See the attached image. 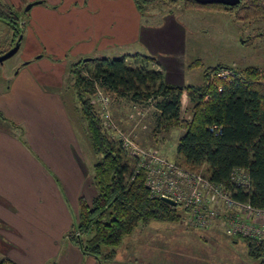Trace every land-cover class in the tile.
<instances>
[{
	"label": "crops",
	"instance_id": "1",
	"mask_svg": "<svg viewBox=\"0 0 264 264\" xmlns=\"http://www.w3.org/2000/svg\"><path fill=\"white\" fill-rule=\"evenodd\" d=\"M4 1L17 8L19 3L34 0ZM43 2L57 6V10L45 6L31 9L30 22L23 27L21 52H55L58 57L71 52L74 63L85 56L126 55L128 61L135 53L145 54L154 57L151 63L164 71L166 83H204L206 65L191 67L192 61H181L180 70L174 71L172 62L174 56L185 55V32L196 27V15L220 16L218 12L188 7L168 11L183 12L179 15L182 20L171 19L185 42L182 52H174L173 47L160 45L156 38L160 33L167 36L168 29L157 25L169 21L173 13L165 12L162 18L155 11L142 13L134 0H41L38 4ZM175 38L177 41L176 34ZM125 46L134 47V51H127ZM43 68L23 64L13 70L8 84L0 89V114L5 116L0 124V246L4 254L0 255L19 264H158L156 258L132 259L124 254L128 242V248L137 245L130 240L131 233L105 262L103 257L112 248L104 247L98 259L70 240L80 197L90 202L96 194L94 165L87 162L80 147L75 120L63 95L69 72L65 74V62L54 64L52 69ZM179 72L182 79L174 74ZM71 95L75 107V92ZM183 99L192 107L185 92L182 103ZM238 239L232 238L231 244L240 243ZM164 260L168 261L165 264L172 263Z\"/></svg>",
	"mask_w": 264,
	"mask_h": 264
},
{
	"label": "trees",
	"instance_id": "2",
	"mask_svg": "<svg viewBox=\"0 0 264 264\" xmlns=\"http://www.w3.org/2000/svg\"><path fill=\"white\" fill-rule=\"evenodd\" d=\"M134 1L144 13L157 2L173 4L180 0ZM183 1L191 8L224 9L239 21L264 20V0H243L235 6ZM21 17L13 6L0 0V19L10 23L15 36L23 30ZM126 57L92 58L96 66L91 75L82 74L88 61L79 60L70 68L74 79L71 85L92 147L102 155L93 170L97 192L90 202L84 196L80 197L76 221L70 232L71 240L83 252L100 259L104 247L118 246L123 237L140 224L178 220L180 217L177 204L169 205L151 195L145 174L136 172L137 160L129 155L121 142L116 143L106 133L92 98L100 87L122 96L130 95L139 102L152 100L159 126L181 129L176 152L185 164L193 169L205 166L207 176L212 181L224 183L235 199L264 208V84L260 82L264 77L263 70L250 66L242 71L241 77L231 80L178 85L166 83L163 70L130 67ZM132 57L149 63L155 61L153 56L145 54L135 53ZM201 65L198 59L190 64L191 67ZM222 66H210L204 76ZM184 92L192 101L191 119L182 118ZM0 116L5 118L2 113ZM235 168L244 170L249 183L247 187L233 181ZM247 241L251 254L262 258L264 242ZM112 251L114 255V249ZM261 262L264 264V258ZM0 264L19 263L4 257L0 258Z\"/></svg>",
	"mask_w": 264,
	"mask_h": 264
},
{
	"label": "rangeland",
	"instance_id": "3",
	"mask_svg": "<svg viewBox=\"0 0 264 264\" xmlns=\"http://www.w3.org/2000/svg\"><path fill=\"white\" fill-rule=\"evenodd\" d=\"M35 1L38 0L30 2ZM30 2H26L24 5L19 3L17 8L13 6L15 10L22 14L27 26L31 19V9L33 7L45 6L52 9L57 8V6L50 5L48 2H43L34 4L26 11L25 7ZM178 7H187V5L183 0L173 4L157 2L148 12L155 11L159 14L158 16L162 18L163 13H167ZM194 9H204L207 13L209 11H215L218 12L220 16L196 15L195 19H193L196 27H191L189 31L185 32L188 34V40H184L187 42V51L184 52L185 55L181 54V57L180 55L173 57L175 60L172 62L174 64V71L180 70L181 61L189 63L198 59L203 66H207L204 68V73L210 66L219 65L230 67L232 71L238 72L239 76L242 75L241 73L245 68L250 66L258 67L264 72V20L252 19L246 22L239 21L235 19L233 14L224 9L221 10V8L218 7L211 8L205 6ZM181 12L182 10L180 9L176 12H171L174 15L172 17L170 16L171 18L169 21L166 23L160 22V24L157 25V27H160L159 29H162V27H164L165 30L168 29L166 37L164 33L156 35L157 40L160 41L159 44H168L175 49L174 52H180V50L182 52L185 45V42L182 41L181 32L178 33L177 25L171 20L172 18L175 20H182V16H179ZM171 13L169 14L171 15ZM11 33L7 30L5 23L0 21V54L11 44ZM178 38L180 40H178ZM125 48L127 51H134V47L125 46L124 49ZM45 50L46 49H43V51ZM29 57H31V59H28ZM87 57L89 56H85L84 58ZM73 60L74 58L71 52H68V54L66 52V55L58 57L55 55V52H30L29 55L27 52L23 53L19 49L14 55L5 59L4 62H0V89L8 84L10 77L14 74L13 70H17V68L23 64H39L41 67H44L43 69H52L54 64L65 62L67 66L65 74L69 72L66 76V83L68 85L65 87L63 95L66 97V102L68 103L73 121L75 120L74 123L77 129L80 147L83 150L87 162H92V165H94L101 159L102 155L96 153L92 148L86 123L81 116L79 103L74 107L72 102L71 94L74 92V89L71 84L74 79L70 73V68L76 63H74ZM128 65L133 68H151L154 66L152 63L143 59L141 60L139 57L129 58ZM95 66L96 63L89 60L82 69V74L91 75ZM218 70H220V67L213 72ZM213 72L204 76V82L213 77ZM174 74L182 79V72ZM186 74L191 75V73L188 72ZM260 82L264 84V77ZM92 98L95 101V107L101 117L102 123H110L109 125H105L109 129V131L106 129V133L110 135L116 143L121 142L122 144V140L128 142L130 145L126 149L129 154L132 150L140 152V172H143L145 177L148 175L147 169L149 165L152 164L150 160H152L153 155H156L159 161H161L162 171L167 170L166 167L172 164H177L180 167L179 172L189 169L193 176L198 177L199 174L207 175L205 166L193 169L183 162L181 156L176 152L177 141L182 131L178 128L165 129L159 126L157 111L153 106L152 100L139 102L132 99L130 95L122 96L102 87H100L99 93L93 95ZM183 100L182 118L191 119L192 112L190 103L185 99ZM103 114H105V116ZM3 122L0 116V124ZM7 124L12 125L10 121H7ZM183 173L184 172H181L178 180L176 177L173 178L170 183L165 181L164 183L168 184L164 187L176 193V190L179 189L178 187H183L181 181L184 180V182H187L186 176H183ZM94 186L97 192V187L95 184ZM204 198L211 203L213 209L218 208V211L215 209L218 215H211L212 218H207L205 223H200L190 215L187 208L179 204L180 217L178 220L152 221L149 224H140L137 226L131 233V235H134L130 239L134 240L137 245H132L131 248H128V242V247L125 248L124 254L132 259H135V257L136 259L148 257L149 259L147 260L156 258L158 264H165L167 260H164V258L172 260L171 264H177V261H181L182 264H262L261 261L264 256L261 258L252 255L250 252L251 247L246 238L228 232L227 225H225L224 221V219H226L225 215L230 213L228 208H225L227 203L226 199L217 193L212 196L206 193ZM244 216L248 217V214H244ZM262 217L264 218V214ZM260 222H262V224H258L256 229H261L263 232L262 234H264V219ZM68 236L70 238V234ZM234 237L241 240L238 239L240 243L233 246L231 244V239ZM224 240L230 241L227 242ZM256 242L259 241L256 240ZM134 246L135 248H132ZM1 248L2 246H0V254L4 255ZM112 252L113 251L108 255H104L103 262L112 257ZM1 255L0 258L3 257ZM131 264L140 263L133 262Z\"/></svg>",
	"mask_w": 264,
	"mask_h": 264
},
{
	"label": "built area",
	"instance_id": "4",
	"mask_svg": "<svg viewBox=\"0 0 264 264\" xmlns=\"http://www.w3.org/2000/svg\"><path fill=\"white\" fill-rule=\"evenodd\" d=\"M236 76H239L238 72L232 71L230 67L222 66L220 67V70L213 72V77H211V79L209 78L208 82H217L218 79L231 80ZM93 102L95 103L94 100ZM103 115L105 116V114ZM109 124L110 123H103L104 127H106L105 130L107 129L109 131L108 127L105 126ZM129 145L128 142L122 140V146L125 149L129 147ZM129 155L137 160L136 172H140V152L132 150ZM150 161L152 164L149 165V168L147 169L148 175L146 177V185L150 189L152 196L158 198L165 196L174 200L177 205L181 204V206L187 208L190 215H192L195 220L200 223H205L207 218H212L211 215H218V208H215L217 211L213 209L211 203L208 202L204 196L206 193H208V195L211 194V196L215 193L220 194L227 201V203L225 202V208H228L230 211L228 215H225L226 219H224L228 232L235 235H241L243 238L254 241L264 240L262 230L256 229L258 224H262L260 221L264 219L262 217L264 214V208L254 207L248 201L244 202L235 199L224 183L212 181L207 175L199 174L198 177L193 176L189 169L181 171L184 172L183 176H186L187 180V182H184V180L181 181L183 187H178L179 189L176 190V193L172 190L169 191V189H166L164 186L170 183L173 178L177 177V180L179 179L181 174V172H179L180 167L177 164H172L171 166L166 167L167 170L162 171L161 161H159V158L156 155H153L152 160ZM232 179L237 184H242L243 187L249 185L247 175L241 168H235L233 170ZM165 181L168 183H164ZM244 214H248V217H245Z\"/></svg>",
	"mask_w": 264,
	"mask_h": 264
},
{
	"label": "water",
	"instance_id": "5",
	"mask_svg": "<svg viewBox=\"0 0 264 264\" xmlns=\"http://www.w3.org/2000/svg\"><path fill=\"white\" fill-rule=\"evenodd\" d=\"M200 3H203V4H207V3H213V2H217V3H223V4H226V5H230V6H234L238 3H240L241 0H196ZM41 2V0H38V1H35V2H30L29 4H27V6L25 7V10H29L34 4H37ZM23 37V34L21 32V34L19 35L16 43L14 44V46H12L11 48H9L7 51L3 52L2 54H0V62H4L5 59L9 58L10 56L14 55L20 48V42H21V39ZM92 58L91 57H87V58H83V61L86 62V61H89L91 60ZM161 201L169 204V205H172V206H176V202L168 197H165V196H162L161 198Z\"/></svg>",
	"mask_w": 264,
	"mask_h": 264
},
{
	"label": "flooded vegetation",
	"instance_id": "6",
	"mask_svg": "<svg viewBox=\"0 0 264 264\" xmlns=\"http://www.w3.org/2000/svg\"><path fill=\"white\" fill-rule=\"evenodd\" d=\"M243 0H241L240 1V3L242 2ZM240 3H238V4H240ZM238 4H236V5H238ZM235 6V5H234ZM0 21H2V22H4L5 23V25L7 26V30L9 31V30H12V32H13V34H12V39H11V45L9 46V48H11L12 46H14V44L16 43V41H17V39H18V37H19V35L21 34V32H22V34H23V30L17 35V36H15V33H14V30L12 29V27L9 25L10 23L9 22H7L6 21V19H0ZM24 22V17L22 16L21 17V21H20V26L23 28L24 27V24H25V22ZM22 40V39H21ZM20 46H21V42H20ZM8 48V49H9ZM7 49V50H8ZM7 50H4L3 52H5V51H7ZM83 60V59H82Z\"/></svg>",
	"mask_w": 264,
	"mask_h": 264
}]
</instances>
